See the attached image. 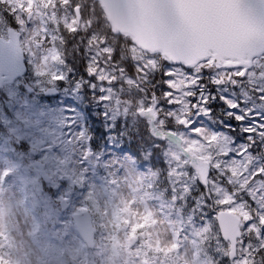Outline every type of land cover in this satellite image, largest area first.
I'll return each instance as SVG.
<instances>
[{
    "label": "rangeland",
    "instance_id": "1",
    "mask_svg": "<svg viewBox=\"0 0 264 264\" xmlns=\"http://www.w3.org/2000/svg\"><path fill=\"white\" fill-rule=\"evenodd\" d=\"M44 3L52 8L40 6L37 12L33 8ZM76 5L79 0H0V36H7L9 28L2 16L8 15L17 26L30 67L24 81L0 88V119L7 131V136H0L4 140L0 141V247L6 249L5 261L64 264L66 257L68 264H212L227 258L215 217L217 211L228 210L241 218L242 225L237 257L230 264H258L254 253L264 248V64L243 81L237 77L240 71H234L229 83L226 72H210L206 63L192 70L165 65L166 107L140 101L139 110L151 111L149 118L162 111L172 116L173 125L186 118L188 128L161 132L160 127H151L152 134L165 141L161 157L154 154L151 159L153 150L148 148L136 161L113 134L96 157L88 149L85 120L77 106L83 88H88L90 97L87 108L108 133L127 114L112 83L137 84L123 61L129 56L145 79L161 66L158 57L133 45L125 47L103 22L94 31L98 18L92 10L90 20L83 19L76 28ZM30 11L34 15L27 22ZM58 25L85 33L86 87L65 86L69 75L57 50L42 47ZM52 87L60 89L58 96L45 98L43 92ZM215 95L238 126L231 127L227 118L211 111ZM239 132L245 135L243 140ZM15 140L27 147L19 155L31 181L40 179L30 155L33 149L58 183L54 197L42 193L43 208L53 216V225L42 229L40 239L33 234L36 223L26 206L28 193L14 174L8 175L13 169L9 155L20 158L16 148L9 150ZM194 156L207 161L213 173L203 190L190 168ZM79 186L86 191L78 190ZM150 186H155L153 194L147 189ZM61 199L69 203V213L59 210ZM57 203V210L50 212ZM83 210L91 214L97 230L92 250L83 244L70 219ZM123 226L128 231L123 232ZM130 237L137 241L131 248Z\"/></svg>",
    "mask_w": 264,
    "mask_h": 264
},
{
    "label": "water",
    "instance_id": "2",
    "mask_svg": "<svg viewBox=\"0 0 264 264\" xmlns=\"http://www.w3.org/2000/svg\"><path fill=\"white\" fill-rule=\"evenodd\" d=\"M99 1L115 33L130 35L138 47L160 52L172 64L193 66L210 56L218 67L250 68L254 57L264 53V0ZM16 48L14 36L10 44L0 42V61L7 55L15 57ZM192 164L200 181L206 183V165L200 160ZM36 165L43 179L49 181L44 166ZM78 219L83 223L79 231L92 247L94 232L88 218L81 215ZM218 221L222 238L231 241L232 257L239 221L223 213Z\"/></svg>",
    "mask_w": 264,
    "mask_h": 264
},
{
    "label": "trees",
    "instance_id": "3",
    "mask_svg": "<svg viewBox=\"0 0 264 264\" xmlns=\"http://www.w3.org/2000/svg\"><path fill=\"white\" fill-rule=\"evenodd\" d=\"M95 6L97 7L98 11H100L98 5L95 4ZM63 47H65L66 49V45H63ZM162 88V82H161V79H158L157 83H155L153 86L149 87V86H146V92L149 96H152L154 94H157L159 96V89ZM145 128H144V125L140 126V129H137L136 131L137 132H144ZM96 134V137L98 138V133H95ZM101 139V137H99V140ZM144 139V137H143Z\"/></svg>",
    "mask_w": 264,
    "mask_h": 264
}]
</instances>
